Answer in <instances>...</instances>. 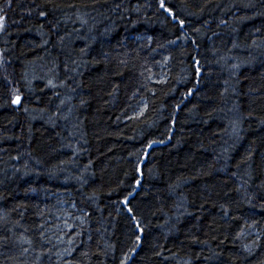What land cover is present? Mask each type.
<instances>
[{"label":"trees","instance_id":"trees-1","mask_svg":"<svg viewBox=\"0 0 264 264\" xmlns=\"http://www.w3.org/2000/svg\"><path fill=\"white\" fill-rule=\"evenodd\" d=\"M164 4L0 0V264H264V0Z\"/></svg>","mask_w":264,"mask_h":264},{"label":"snow or ice","instance_id":"snow-or-ice-1","mask_svg":"<svg viewBox=\"0 0 264 264\" xmlns=\"http://www.w3.org/2000/svg\"><path fill=\"white\" fill-rule=\"evenodd\" d=\"M117 7H119V5H117ZM160 7H161V8H164L165 11H167V12H169V13L171 14V11H172V10L169 9V8H166V7H165L164 0H160ZM40 15H41V16H45L46 13H45V12H41ZM173 18H175L174 14H173ZM179 23H180V26L183 27L184 21L181 20V21H179ZM4 27H5V25H4V23H3V18H0V31H3V30H4ZM197 71H199V69H197ZM48 83H49L50 86H52V87H56V85L52 84L51 81H48ZM12 103L15 104V105H19V104L21 103V97H20L19 95H17V96L13 99ZM25 110L27 111V109H25ZM149 147H151V145H149ZM124 203L127 204V201H124ZM128 211L131 212L132 209L129 208ZM137 228H139V224H138V223H137ZM141 231H142V229H141ZM136 239H137V241H138V240L140 239V237L137 236ZM137 246H138V245H137Z\"/></svg>","mask_w":264,"mask_h":264},{"label":"rangeland","instance_id":"rangeland-1","mask_svg":"<svg viewBox=\"0 0 264 264\" xmlns=\"http://www.w3.org/2000/svg\"><path fill=\"white\" fill-rule=\"evenodd\" d=\"M0 18H3V23L5 25V18L3 17V15L0 12ZM2 31H0L1 33ZM64 205V204H63ZM74 219V215L73 214H66L65 216L59 217L58 221H60L61 224H58V227L56 228V230L63 232L66 230V232H69L75 228L72 227L70 221ZM76 219V218H75ZM67 236L62 234V238L61 239H65ZM66 242H70V240L65 239ZM66 252V251H64ZM64 254V253H63Z\"/></svg>","mask_w":264,"mask_h":264}]
</instances>
